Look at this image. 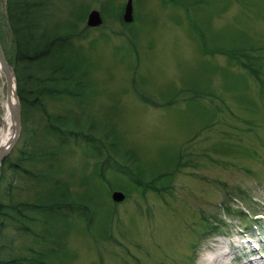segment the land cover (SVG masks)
I'll return each mask as SVG.
<instances>
[{"label": "rangeland", "instance_id": "obj_1", "mask_svg": "<svg viewBox=\"0 0 264 264\" xmlns=\"http://www.w3.org/2000/svg\"><path fill=\"white\" fill-rule=\"evenodd\" d=\"M132 2L133 22L122 27L127 0H51L48 26L72 20L84 36L75 45L83 49L91 87L83 98L87 107L66 100L54 101L47 110L82 115L81 131L93 122L92 133L102 140L104 151L140 179L149 182L166 175L155 185L163 192H138L112 170L105 181L97 179L96 161L86 147L66 142L58 148L36 112L26 111L24 130L19 102L22 127L1 164L0 201L34 203L58 180L73 208L84 206L83 220L73 212L61 213L68 216L59 224L68 232L66 248L53 264H200L219 241L237 240L225 238L230 234H238L245 247L230 259L247 264L250 258H260L264 254V243L259 244L264 241V0ZM5 9V0H0V43L9 61L14 42ZM91 10L102 14L101 28H87ZM240 63L253 66L259 80ZM5 99L1 74L0 123ZM111 133L120 142L114 151L107 147ZM26 149L59 151L55 161L25 164L33 175L53 169L54 180L39 182L10 168ZM178 161L184 163L180 169ZM100 172L99 168V177ZM237 189L245 192L247 201L240 200ZM111 190L127 194L121 204L112 203ZM227 208L248 218L241 221L238 213L228 216ZM204 219L217 221L220 230L203 234L208 225H202ZM32 227L43 235L42 225ZM32 246L30 237L15 230V223L6 220L4 228L0 225L1 260L25 256Z\"/></svg>", "mask_w": 264, "mask_h": 264}, {"label": "trees", "instance_id": "obj_2", "mask_svg": "<svg viewBox=\"0 0 264 264\" xmlns=\"http://www.w3.org/2000/svg\"><path fill=\"white\" fill-rule=\"evenodd\" d=\"M49 4L51 0H5V16L11 39L14 42V56L9 60V64L15 77L24 130H26V111H34L45 122L46 135L58 142V148H64L63 144L66 142L83 144L86 147L84 150L89 151V157L96 161L94 172H96L97 179L105 181V174L112 170L117 178H121L123 182L128 183L138 192L139 190L143 191V194L150 190L155 193L163 192L162 187L155 185L166 175L162 174L153 179L151 177L149 182L140 179L134 170L129 169L124 163L111 157L109 152L107 154L104 151V143L92 133L93 122L86 132L81 131L78 128L81 122H85L82 115L77 113L74 116L69 113L59 115L47 110L48 105L54 101L66 100L75 101L79 107H85L87 99L83 98L88 95L87 91L91 87V78L85 66L86 57L83 55V49L75 45L76 41L84 37L81 36L82 32L78 33V26L72 20L62 24L64 26H48V12L51 8ZM120 23L122 27L130 26L122 21ZM240 64L256 80H259V75L253 66ZM142 101L146 104L149 102L145 99ZM34 136H36L35 133L31 135V140ZM106 140H108L107 147L112 151H114L113 148L119 147L120 142L114 138L112 133L106 137ZM31 149H34V145ZM57 154L59 151L56 149L51 151L49 149L37 151L26 149V152H22V157L11 164L10 168L14 172L24 173L29 179L39 182L54 180L53 169L46 173L33 175L25 164L32 166L35 161H55ZM183 165V162L178 161L179 169ZM109 166L111 167L108 170ZM99 168L101 178L97 173ZM50 185L52 186L47 194H41V197L39 196L34 203L5 205L0 201V220H3L1 227L4 228L6 220L9 223H15V230L30 237L35 244V247L32 246L26 250L27 255L0 259V264H53V261L59 259L58 257L66 248L65 239L68 232H64L59 224L66 222L68 216L65 215L67 213H61L73 212L80 220L86 216L82 210L84 206L79 204L73 208L69 194L65 195L66 188H61L58 180ZM236 194L240 200L247 201L245 192L237 189ZM226 213L228 216H235L238 213L241 221L248 218V215L242 211L238 212L230 208H227ZM35 224L42 225L43 235L34 231L32 226ZM206 224L208 225L204 228L203 234L216 233L220 230L217 229L219 227L217 221L202 222V225ZM213 225L217 227L214 228Z\"/></svg>", "mask_w": 264, "mask_h": 264}, {"label": "water", "instance_id": "obj_3", "mask_svg": "<svg viewBox=\"0 0 264 264\" xmlns=\"http://www.w3.org/2000/svg\"><path fill=\"white\" fill-rule=\"evenodd\" d=\"M132 0H127V4L124 7L122 20L124 23L131 24L133 21L132 12ZM86 25L87 28H99L102 26V16L96 10H91L88 14ZM0 72H2L5 84H6V104L8 115L12 124V135L7 143L0 146V166L5 157L14 147L21 132V109L17 93L15 91V79L12 68L8 64L0 46ZM111 199L114 203H121L124 200V194L122 192L114 191L111 195Z\"/></svg>", "mask_w": 264, "mask_h": 264}, {"label": "bare ground", "instance_id": "obj_4", "mask_svg": "<svg viewBox=\"0 0 264 264\" xmlns=\"http://www.w3.org/2000/svg\"><path fill=\"white\" fill-rule=\"evenodd\" d=\"M0 87H1V72H0ZM2 108L5 110L7 109L6 99L2 103ZM11 135H12V124H11V120L8 115V112L6 110L5 114L2 117V121L0 123V146L7 143L9 139L11 138ZM225 238L227 239L233 238L237 240H234L233 243L231 241H229L228 243L219 241L213 248L210 249L208 254H204L200 258V261H201L200 264H233L234 263L233 261H236V264H245V263L239 262L240 259H238L237 257H234L231 259L229 258L230 254L232 255L237 250L245 249V247L241 246L240 244L241 243L240 236L238 234L236 235L230 234L226 236ZM260 243L262 244L264 242L260 240L259 244ZM252 251L255 252L254 247L252 248ZM247 264H264V254H262L260 258L259 257L253 258V259L250 258Z\"/></svg>", "mask_w": 264, "mask_h": 264}]
</instances>
